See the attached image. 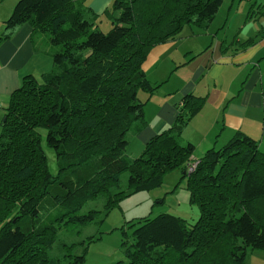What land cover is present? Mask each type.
<instances>
[{"label": "trees", "instance_id": "1", "mask_svg": "<svg viewBox=\"0 0 264 264\" xmlns=\"http://www.w3.org/2000/svg\"><path fill=\"white\" fill-rule=\"evenodd\" d=\"M241 1L248 3V17L261 14L264 3H235ZM223 2L112 0L101 15L78 0L15 2L0 42L30 25L48 42L44 52L52 68L40 78L22 77L0 122V264H63L48 253L57 229L94 219L97 211H78L100 193L109 211L128 193L118 189L123 171L133 193L160 186L166 173L180 169L199 216L193 224L168 212L132 221L139 223L132 242L124 259L112 264H247L248 249L264 250V151L258 142L236 132L194 160V144L183 140L205 96H183L173 123L146 141L138 156L126 153L127 132L146 127L145 104L169 78L147 77L149 53L178 41L185 27H194L192 37L207 33ZM106 21L110 28L103 31L99 23ZM34 37L38 53L42 42L37 46ZM252 37L238 48L252 44ZM40 129L55 152L56 175L49 171ZM192 162L196 168L188 172ZM85 251L68 255V263L83 264Z\"/></svg>", "mask_w": 264, "mask_h": 264}, {"label": "crops", "instance_id": "2", "mask_svg": "<svg viewBox=\"0 0 264 264\" xmlns=\"http://www.w3.org/2000/svg\"><path fill=\"white\" fill-rule=\"evenodd\" d=\"M16 1L0 0V34L5 31L4 21ZM78 1L96 15H101L112 2ZM258 1L264 3V0ZM234 6L233 15L231 10ZM248 9V3H235L233 0L226 12L221 13L213 32L209 31L210 27L207 33L189 36L185 56L180 55L181 51L176 53L175 44L179 41L161 44L151 50L146 64L147 77L154 82L169 77V84L157 95L161 91L164 95H171L161 101L150 98L149 102L154 104L150 112L155 109L151 120L147 117L145 106L147 125L138 133H132V140H137L140 149L152 136L173 123L178 113L175 105L183 96L194 93L205 96L206 101L182 134L184 141L195 146L192 159L197 160L210 147L223 145L236 132L255 139L264 151V6L260 9L261 14L256 11L257 17L252 14L248 17ZM220 27L222 29L218 31ZM33 37L37 46L38 42L45 43L42 35L24 24L10 38L0 42V122L9 96L19 86L22 77L40 68L34 62L38 53L34 52ZM248 37L253 38V43L238 48V43ZM205 44L211 46L205 49ZM187 53L189 59L185 58ZM195 53L198 54L194 57ZM182 61L185 64L176 70L175 66ZM174 70L175 79H172V74L164 79V73L170 74ZM195 135L197 141L192 138ZM250 255L255 257L252 264H264V250L252 251Z\"/></svg>", "mask_w": 264, "mask_h": 264}, {"label": "rangeland", "instance_id": "3", "mask_svg": "<svg viewBox=\"0 0 264 264\" xmlns=\"http://www.w3.org/2000/svg\"><path fill=\"white\" fill-rule=\"evenodd\" d=\"M229 1L230 0H224L209 31L213 32L217 28L216 24L218 23V19H220L221 13L226 12ZM242 2L246 3L244 1ZM235 8L236 6L231 10L233 15ZM99 28L103 31H107L110 28V24L107 21L100 22ZM193 28L194 27H185L180 33L179 42L175 44L176 53L181 51V56H185V51H187L185 46H187L188 38L191 36L190 31ZM221 29L222 28L218 29V31H221ZM194 37H197V35ZM47 44L46 42L39 43V48L42 51H39L34 59V62L40 66L38 70L36 69V71L32 73L35 74L37 78H40L42 72L49 71L52 68V59L44 52L47 48ZM183 51L184 55H182ZM188 56L189 54L186 55L185 58L188 59ZM182 67L183 66H180L178 69ZM176 70L172 71L170 74L164 73V79L171 74L172 79H175L176 75L173 74ZM181 79H184L183 75H181ZM175 81H173V83H175ZM165 84L169 83L166 82ZM175 85H177V83ZM138 95L142 100H146L147 98L144 91L140 90ZM169 95L171 94L164 95L161 91L160 95H154L153 98H159V101H161L169 97ZM149 101L150 99L146 102V108H144L146 109L147 117L151 120L155 109L153 113L150 112L151 106L154 104ZM40 131L42 133V147L47 156L49 171L52 175H56L57 163L55 152L45 143V130L40 129ZM132 133L133 130L130 129L126 134L130 140L126 153L135 157L140 154L142 149L138 147L137 140H132ZM192 138L197 141L198 137L195 135ZM199 148L200 147H198V149ZM127 180L128 171H123L120 175L118 189L126 191V193L128 191V193L120 198L109 211L104 210L106 194L100 193L97 197L88 200L78 211V214H83L90 210H95L97 213L94 219L84 224H61L57 229L56 240L51 248L48 249L50 256L62 258L63 264H69L68 255H78L81 254L83 249H86L83 264H112L119 259H124L125 248L132 242V232L139 225V223H135L134 225H132V223L139 218L144 216L154 217L161 212H168L183 217L188 224H193L198 219L199 209L196 205L189 202L186 180L182 178L180 169H175L166 173L163 177L162 184L150 190H141L131 193L129 192ZM55 212H57V210H54L53 213ZM251 252L252 251L248 249L246 257L247 264H252L255 261V257L250 255Z\"/></svg>", "mask_w": 264, "mask_h": 264}, {"label": "built area", "instance_id": "4", "mask_svg": "<svg viewBox=\"0 0 264 264\" xmlns=\"http://www.w3.org/2000/svg\"><path fill=\"white\" fill-rule=\"evenodd\" d=\"M197 162L188 163L187 170L188 172L193 171L196 168Z\"/></svg>", "mask_w": 264, "mask_h": 264}]
</instances>
